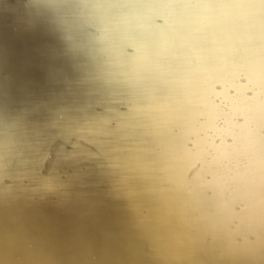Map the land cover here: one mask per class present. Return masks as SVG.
<instances>
[{"label":"bare ground","instance_id":"bare-ground-1","mask_svg":"<svg viewBox=\"0 0 264 264\" xmlns=\"http://www.w3.org/2000/svg\"><path fill=\"white\" fill-rule=\"evenodd\" d=\"M262 54L261 0H0V264H264L179 167L213 73ZM92 145L122 150L62 160Z\"/></svg>","mask_w":264,"mask_h":264},{"label":"snow or ice","instance_id":"snow-or-ice-1","mask_svg":"<svg viewBox=\"0 0 264 264\" xmlns=\"http://www.w3.org/2000/svg\"><path fill=\"white\" fill-rule=\"evenodd\" d=\"M264 3V0H261ZM196 112L184 117L192 157L179 164L185 182L200 181L211 199L225 206L228 227L264 226V54L251 63L221 66L201 92ZM92 145L76 155L101 158L119 145ZM41 158L49 159V154Z\"/></svg>","mask_w":264,"mask_h":264}]
</instances>
